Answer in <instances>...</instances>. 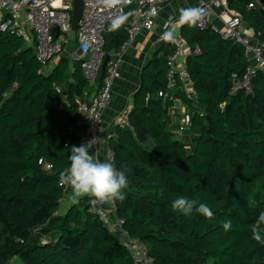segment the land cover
Listing matches in <instances>:
<instances>
[{"label": "trees", "instance_id": "trees-1", "mask_svg": "<svg viewBox=\"0 0 264 264\" xmlns=\"http://www.w3.org/2000/svg\"><path fill=\"white\" fill-rule=\"evenodd\" d=\"M250 2L227 0V8L264 44L262 9L249 8ZM108 29L110 54L127 36L123 27ZM181 37L201 48L187 59L198 110L179 139L170 129L173 102L159 96L168 89L174 49L165 42L142 68L129 125H118L109 138L113 162L129 181L126 199L115 201L117 217L153 264H264V243L250 231L264 212V73L252 77V92L232 93L233 74L247 70L244 47L210 27L184 25ZM40 68L23 37L0 32V264H133L88 197L60 212L65 187L58 185L59 173L80 142L68 129L91 86L80 60L61 56L50 73ZM181 195L206 203L213 218L173 211ZM225 220L232 221L227 232Z\"/></svg>", "mask_w": 264, "mask_h": 264}, {"label": "built area", "instance_id": "built-area-1", "mask_svg": "<svg viewBox=\"0 0 264 264\" xmlns=\"http://www.w3.org/2000/svg\"><path fill=\"white\" fill-rule=\"evenodd\" d=\"M84 11L76 31V44L70 51L72 61L80 60L84 75L95 91L87 100H78V118L69 127V134L78 137L81 142L97 138L96 144L90 149L95 154L99 152L101 136L104 133L103 114L112 99L114 82L121 76L120 64L127 46L133 43L137 34L142 30H152L162 5L169 0H128L123 5L106 8L101 0H83ZM199 7L206 11L204 19L197 25L201 29L212 28L222 38L238 43L244 47L248 62L243 76L233 74L232 93L241 90L252 92L251 79L258 72L264 73V44L255 29L244 25L241 15L230 12L222 0H201ZM249 8H263L261 0H251ZM74 0H0V32L17 34L32 46L41 68L39 73H46L48 64L62 54L71 44L72 11ZM128 14L123 28L126 40L118 52L110 53L111 59L107 65L101 87L97 84L101 77L102 66L108 55L104 49L105 35L111 19L116 15ZM214 16L219 17L221 25L213 24ZM56 35V36H55ZM199 46H190L185 39L177 37L174 49L168 57L167 76L168 89L161 91L159 96L173 102L168 109L171 120L180 117L178 137L187 132L191 126L192 110H198L199 94L191 73L187 67V59L199 54ZM62 92L61 87L56 88ZM224 105V104H223ZM118 125H129L128 112L118 119ZM172 125V122H171ZM106 160L114 161L113 149L108 146ZM50 168L51 166L48 165ZM65 187V193L68 186ZM62 201V199H61ZM93 208V207H92ZM103 211L93 208L100 221L128 249L133 264H153L146 246L133 237L123 226V220L117 217L116 203L102 206Z\"/></svg>", "mask_w": 264, "mask_h": 264}, {"label": "clouds", "instance_id": "clouds-1", "mask_svg": "<svg viewBox=\"0 0 264 264\" xmlns=\"http://www.w3.org/2000/svg\"><path fill=\"white\" fill-rule=\"evenodd\" d=\"M127 2L128 0H101L106 8H114ZM178 13V17L169 16L164 21L160 37L163 42H174L177 23L195 27L207 14L205 9L199 6L182 7L178 10ZM153 15H158V12L153 11ZM127 18V13L114 16L108 30L117 31L123 26ZM96 141L97 138H93L80 146L70 148L69 164L59 173L58 185L62 188L68 186L71 189L69 199L72 204L79 203L80 198L88 197L92 207L98 212H102L103 205H110L115 201L122 202L126 199L124 190L128 188L129 181L126 170H118L114 162L101 161L90 153L89 150L96 144ZM171 208L173 211L185 216H190L195 212L209 220L214 215L212 209L206 203L198 202L184 195L174 199ZM221 226L227 232L232 228V221L225 220ZM262 229H264V212H261L255 223L250 226L252 238L260 243H264Z\"/></svg>", "mask_w": 264, "mask_h": 264}, {"label": "crops", "instance_id": "crops-1", "mask_svg": "<svg viewBox=\"0 0 264 264\" xmlns=\"http://www.w3.org/2000/svg\"><path fill=\"white\" fill-rule=\"evenodd\" d=\"M200 1L201 0H169L165 2L162 5L155 20L154 28L152 30L140 31L133 43L127 46V48L123 52L122 62L120 64L121 76L114 82L111 102L103 114L104 133L101 136L99 152L96 155L94 151L89 150L91 154L96 156L101 161L106 160L105 151L109 146V138L115 137L117 135L116 132L118 127V119L123 113H129L133 106V96L140 86V76L142 68L150 59L152 54L156 50L161 48L165 43L160 39L163 31L164 21L167 20L169 16L178 17V10L180 8L188 6H198ZM222 1L227 5V0ZM212 20L213 24H216L218 26L221 25V20L219 17L214 16ZM244 25L248 26L245 22ZM183 26L184 25L180 23L176 24V38L181 37V30ZM67 48H69V51L72 50V48L69 46ZM64 52L58 55L48 64V66L46 67V73H50L56 67L61 56L70 57V55H67ZM94 91L95 87L93 86L89 89V92L86 94L84 100L89 99ZM82 143L84 142L80 141L79 146ZM70 195L71 189L68 187L61 201V213H65L72 205L69 199Z\"/></svg>", "mask_w": 264, "mask_h": 264}, {"label": "water", "instance_id": "water-1", "mask_svg": "<svg viewBox=\"0 0 264 264\" xmlns=\"http://www.w3.org/2000/svg\"><path fill=\"white\" fill-rule=\"evenodd\" d=\"M261 3L263 5V8L261 10L262 14L264 15V0H261ZM84 11V1L83 0H74V8L72 11V30L77 31L79 22L82 19ZM174 42H168V47L170 50H172ZM111 59V56L108 54L104 60L103 66H102V72H101V78L104 77L107 65Z\"/></svg>", "mask_w": 264, "mask_h": 264}, {"label": "rangeland", "instance_id": "rangeland-1", "mask_svg": "<svg viewBox=\"0 0 264 264\" xmlns=\"http://www.w3.org/2000/svg\"><path fill=\"white\" fill-rule=\"evenodd\" d=\"M70 41H71V43L76 44V31L72 32V34L70 36ZM64 53L67 54V55H70L69 48H66ZM180 122H181V118L180 117H174L172 119V125H170V129H171V131L173 133H180L179 129H178V127H179L178 124H180ZM12 264H22V263H21V261L19 259H15L12 262Z\"/></svg>", "mask_w": 264, "mask_h": 264}]
</instances>
